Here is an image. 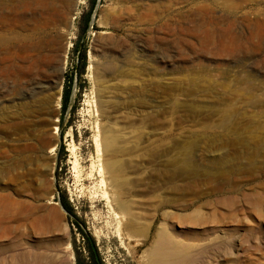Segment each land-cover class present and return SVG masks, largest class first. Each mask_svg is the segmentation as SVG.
<instances>
[{
    "label": "rangeland",
    "instance_id": "obj_1",
    "mask_svg": "<svg viewBox=\"0 0 264 264\" xmlns=\"http://www.w3.org/2000/svg\"><path fill=\"white\" fill-rule=\"evenodd\" d=\"M17 1L0 0V264L87 246L153 264L164 238L184 264H264V0ZM25 19L45 59L23 77Z\"/></svg>",
    "mask_w": 264,
    "mask_h": 264
},
{
    "label": "bare ground",
    "instance_id": "obj_2",
    "mask_svg": "<svg viewBox=\"0 0 264 264\" xmlns=\"http://www.w3.org/2000/svg\"><path fill=\"white\" fill-rule=\"evenodd\" d=\"M27 1V0H26ZM49 1V0H48ZM229 1V0H228ZM30 2V1H29ZM41 2V1H40ZM46 2V1H45ZM51 2V1H50ZM17 3H19L18 5L19 8L21 7L22 8V15L25 16L24 14V10L27 9L28 5L27 3L23 0H21L20 2L17 1ZM231 3V2H230ZM35 4V3H33ZM39 6L41 8H43L44 6L46 7V10H52V7L51 5H49L50 3H38ZM48 4V5H47ZM43 5V6H42ZM17 6V5H16ZM38 6V7H39ZM200 7V6H199ZM26 8V9H25ZM150 8V7H149ZM149 8H146L147 10H149ZM229 8V7H228ZM45 9V8H43ZM48 17V16H47ZM139 17V16H138ZM137 17V18H138ZM143 18V17H142ZM151 18V17H150ZM29 20V19H28ZM48 20V19H47ZM142 19L140 18V21ZM45 21V20H44ZM18 23V22H17ZM35 23V22H34ZM37 24V23H36ZM44 24H49V22L45 21ZM29 25H31V28L29 27ZM27 24V20L25 19V21L22 22V24H20V28L22 30H26L28 32H24V33H21L19 36H18V42H17V47H16V52H18L19 54V59H21V61H28L30 60V55L32 54V52H36V54L34 55V57L32 58V62L30 66H19L17 69L22 72L21 75H23V77L25 76V73H27L28 71L31 72L32 69H35L37 66H40L42 65V62L44 61L45 59V55L44 54H41L39 51H40V48L42 46V41L41 40H37L35 41L33 39V36L34 35H39L41 33V31L43 30L44 28V25L43 27H40V26H36V25H32V24ZM39 25V24H38ZM19 26V25H18ZM20 29V30H21ZM43 36V35H42ZM46 37V36H45ZM1 38V37H0ZM38 39V38H36ZM40 39V38H39ZM6 40H1L0 39V44L4 45L7 43V41L5 42ZM9 44V43H8ZM7 44V45H8ZM2 50V52L4 53L3 55L4 58L8 60H11V56L13 55V50L9 47H7V49H0V51ZM31 53V54H29ZM34 54V53H33ZM2 58V59H4ZM10 58V59H9ZM4 59V60H6ZM2 71L5 73V75H10L13 73V66L12 64H7L5 65L3 68H2ZM34 86L35 87H40L39 85V82L38 81H34ZM173 242L171 239L169 238H164L163 240H159L154 252H153V257H152V262L153 264H184L181 259L179 258V255L174 253L173 252Z\"/></svg>",
    "mask_w": 264,
    "mask_h": 264
},
{
    "label": "trees",
    "instance_id": "obj_3",
    "mask_svg": "<svg viewBox=\"0 0 264 264\" xmlns=\"http://www.w3.org/2000/svg\"><path fill=\"white\" fill-rule=\"evenodd\" d=\"M91 11H92V5L89 8V10L83 15L81 33L84 32V30L87 26ZM74 51H75V49H74ZM84 67H85V46L82 45L79 47V50L77 53L76 64H75L76 88L79 87V78L81 76V73H83V71H84ZM72 86H73V74H72V70H71L66 75V77L63 81L62 92H61V110L62 111L66 108V106L68 104V101L70 98V93L72 90ZM58 151L60 152V150H58ZM59 202H60L61 206L64 208V210L71 213L70 206L65 202V200L63 198H60ZM81 235L83 236L84 234L81 233ZM86 248H87L86 255L85 254L79 255L77 253L75 254V260H74L75 264H96V260H95L92 249L89 248L88 246Z\"/></svg>",
    "mask_w": 264,
    "mask_h": 264
},
{
    "label": "water",
    "instance_id": "obj_4",
    "mask_svg": "<svg viewBox=\"0 0 264 264\" xmlns=\"http://www.w3.org/2000/svg\"><path fill=\"white\" fill-rule=\"evenodd\" d=\"M92 16H93V14L91 13V14H90V18H91ZM73 87H74V85H73ZM58 203H59L60 208H61L64 212L67 213V211L64 210V208L61 206V204H60L59 201H58ZM68 215H69V214H68ZM91 249H92V251H93V253H94V248H93V246H91ZM94 257H95V260H96V264H100L99 261L97 260V257H96V255H95V253H94Z\"/></svg>",
    "mask_w": 264,
    "mask_h": 264
}]
</instances>
